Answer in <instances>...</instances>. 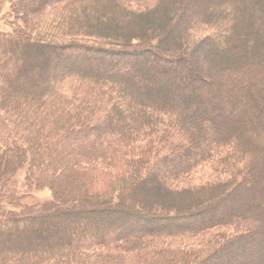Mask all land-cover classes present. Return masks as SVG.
<instances>
[{"label":"trees","instance_id":"obj_1","mask_svg":"<svg viewBox=\"0 0 264 264\" xmlns=\"http://www.w3.org/2000/svg\"><path fill=\"white\" fill-rule=\"evenodd\" d=\"M203 2L0 0V193L50 195L0 201V264H264V0Z\"/></svg>","mask_w":264,"mask_h":264},{"label":"rangeland","instance_id":"obj_2","mask_svg":"<svg viewBox=\"0 0 264 264\" xmlns=\"http://www.w3.org/2000/svg\"><path fill=\"white\" fill-rule=\"evenodd\" d=\"M201 2L204 3L203 0H201ZM187 4L188 3L185 2L184 6L187 7ZM130 8H131V10H133L132 6H130ZM8 21H11V17H9V15L6 14V10H5V11H3L2 15H0V31H2V32L9 31V25H7ZM61 52H64V51H61ZM86 53H90V52L87 51ZM175 55L176 54H174L172 52H168L166 55L162 54V57H163L162 59H169L170 58L171 61H173V59L175 58ZM101 57L102 58L95 57V59L92 60V61L82 62L80 67H82L84 70H87V69L95 70V73H98V74H102L103 73L102 70L105 71L106 68L110 69V70H114V69L119 70L120 68H122L124 66L127 67V65H129V67L133 68L132 61L131 62H125L123 60L107 61L108 59L105 60L104 56H101ZM176 58H180V59L183 58L184 59L186 57H184V55L182 57V55H181V57L178 56ZM90 59L91 58H89L88 60H90ZM168 62H170V61H168ZM135 63L139 64L140 62L135 60ZM69 64H71L69 61L68 62H64L62 65H60L56 69L57 70H61V69L68 68ZM173 64L179 70H181L182 67H185V65H187V64L189 65L190 64L191 66H195L197 71H199V72L203 71V65H201L202 68L200 67V70H198L199 69V67H198L199 62H198L197 57L195 59L194 58L186 59L185 62H180V60L178 59V61L174 62ZM103 66H104V68H103ZM202 73H204V72H202ZM203 80H204L203 82H208L205 78ZM59 83L62 85L63 84V80H61ZM205 84H207V83H205ZM77 86H74V87L77 89ZM64 89L67 90V87H65ZM68 91L74 92V88L68 89L67 93H68ZM16 176H17V178H16L17 179V186H16L15 192L13 191V196L15 197V200H16V201L14 200L15 203L13 205H10V204H8V202H3L4 198H8L9 197L8 193L4 194L6 188L3 189L2 194L0 193V201L2 202V205H4V210L5 211L19 214L20 211L23 208V205H32V204L36 205V204H40L42 202H45V201L49 200L50 195L46 191V189L36 190L35 188H30L26 184V182L24 180V176H25V171L24 170H21L20 172H18ZM3 195H4V197H2ZM180 205H182V204H180ZM182 206H185V205H182ZM162 208H164V209L157 210L158 208H156V207H151V208L147 209L144 206L143 208L142 207L141 208L137 207V209H133V208L132 209H118V210H115V211H113V210L112 211H108V215L110 214L111 216H113V219H116L114 221L111 219L114 224L116 223L117 225H120V226H123V227L127 226V227L132 228V229H138V228H141L143 225H146L145 223L138 221V218L141 217V215H139V212H141V213L153 212L154 213L153 215H157V214L160 215L163 212V213H166L168 215V211L165 209V207L163 206ZM170 209H172V208H170ZM177 210L187 211L188 208L182 207V208H177ZM119 211H121V212H119ZM91 212L90 211L87 212L89 214V216H87L86 219H90V220L94 219L95 221H100V222L103 220V218H101L103 211H99V214L98 213H94L95 212L94 210L91 211ZM97 217H99V218H97ZM105 223H107V222L105 221ZM173 223H177V224L185 223L186 224L187 222L183 221V222H173ZM185 224H183V225H185ZM107 225L110 226L109 224H107ZM7 226L10 227L11 225L7 224ZM1 228H3V224H0V229ZM127 250L128 251H135V252L141 251V249L137 248L136 245H134L132 247V249L127 247Z\"/></svg>","mask_w":264,"mask_h":264}]
</instances>
